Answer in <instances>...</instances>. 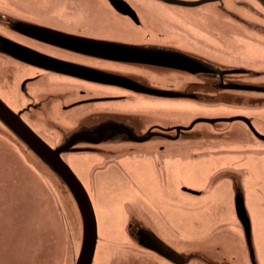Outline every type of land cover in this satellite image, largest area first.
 <instances>
[{
  "label": "rangeland",
  "instance_id": "374dc122",
  "mask_svg": "<svg viewBox=\"0 0 264 264\" xmlns=\"http://www.w3.org/2000/svg\"><path fill=\"white\" fill-rule=\"evenodd\" d=\"M230 2L238 6L236 0ZM81 5L72 8H81L83 21L79 22L86 33L119 35L114 30L120 22L116 23L91 2H81ZM206 7H200L201 11L196 14L195 8L183 13L196 19V34L199 39L204 38L202 45L210 48L200 46L201 50L213 52L212 57L225 63L264 67V34L257 38L247 28L225 19L221 12L209 13ZM24 13L39 15L33 9ZM64 23L66 26L77 24L75 21ZM2 68L0 94L17 109L21 95L19 98L15 89V73L10 68ZM58 81L43 80L53 84ZM200 89L214 91L207 85L196 87ZM260 97H250V101L262 104L264 96ZM94 104H101L104 109L130 107L136 113L182 124L193 118L249 116L254 117L258 130L264 133V106L250 109L225 103L197 100L194 103L188 99L162 102L163 108L152 104L141 106L135 100ZM195 130V140L162 143L164 149L155 154L164 155L167 161L163 163V157L148 154L159 145L146 147V154L127 156L130 159L122 157L126 160L114 166L110 163L121 159L107 160L94 154L66 157L95 206L99 246L94 264H148L133 254L139 247L132 246L128 240L130 212L132 217L148 221L171 244L213 246L209 249L211 256H205L208 263L216 260L218 264H228L234 256H237L236 263L241 262L245 243L238 231L230 180L223 174L217 175L223 170L244 173L242 184L248 190L247 205L253 215L258 259L264 264V142L241 121L198 123ZM26 153L15 141H8L0 134V264H74L80 243L74 206L59 193L51 174ZM183 186L203 190V194L188 193L182 190ZM202 259L196 258L194 264H206Z\"/></svg>",
  "mask_w": 264,
  "mask_h": 264
},
{
  "label": "water",
  "instance_id": "95a60500",
  "mask_svg": "<svg viewBox=\"0 0 264 264\" xmlns=\"http://www.w3.org/2000/svg\"><path fill=\"white\" fill-rule=\"evenodd\" d=\"M25 5L21 11V15L8 12L7 8L15 9L17 2L15 0H7L4 5V0H0V11L6 10L8 15L16 16L20 20V24L24 25V31L19 29L2 30L0 29V54L8 56L21 65H29L38 69H42L60 76L72 77L91 83H98L106 86L118 87L122 90H128L137 94L147 95L156 100L175 101L188 99L196 103L197 101L234 104L242 108H255L264 106V103L258 104L250 101V97L262 98L264 96V67L261 65L255 67L254 65L232 62L225 63L212 57L213 52H206L201 49L202 43L198 44L196 40V49H177L174 47H151L144 42H134L126 40L128 34H123L124 22L116 19L115 14L109 13L107 16L112 18L119 26L114 30V33L119 32L118 36H106L102 34H88L76 33L69 30H59L53 26H47L40 22L48 21L49 16L46 14L48 5L44 6V2L48 0H24ZM54 1V0H50ZM57 1V0H56ZM170 4L179 5L186 8H196V12L201 11L202 6L211 14L221 12L225 19L233 24H238L247 28L252 35L258 38L259 35L264 34V0H253V5H246L244 0H236L238 6H234L231 0H163ZM97 5V0H85V4ZM119 11L124 15L136 19V13L130 6L127 0H119ZM259 5H258V4ZM81 7V2H76ZM75 4V5H76ZM4 9H3V8ZM198 8V9H197ZM28 9H33L41 13L40 20L38 16L24 13ZM80 10L81 8H75ZM200 9V10H199ZM251 9H255L254 12ZM256 10L260 11L261 16H257ZM74 17L77 18V24L82 20V13L74 12ZM31 16V17H30ZM74 17L69 16L56 17L58 23L64 26V22L73 21ZM258 18L259 20H255ZM36 19V20H35ZM39 21V22H37ZM83 21V20H82ZM162 23H157V28ZM66 26V25H65ZM71 26V24L69 25ZM161 30V29H159ZM10 31L18 36L23 35L28 40H32L35 44L45 47H55L57 49L65 50L69 55L88 61H101L109 65L116 64L118 69L115 72L109 71L105 68L93 66L90 63H78L77 61L66 60L57 57L48 52H43L28 44H20L10 37ZM128 32V31H126ZM2 35H8L3 37ZM126 35V36H125ZM262 36V35H261ZM118 37V38H117ZM253 37V36H252ZM264 37V36H263ZM214 46V45H213ZM205 47V46H203ZM210 49L208 47H205ZM206 49V50H207ZM205 50V49H204ZM214 51V49H213ZM3 60H0V67H3ZM169 69L178 74L182 79L184 85L193 84L196 87L209 86L214 91H206L203 89L196 90L193 93L183 94L179 90L161 88L158 86L145 85L137 80L147 78L148 74L153 72L152 69ZM128 69L133 70L134 74L127 73ZM118 72V73H116ZM3 73V71H2ZM1 73V74H2ZM171 72H169L170 74ZM225 77L224 81V76ZM133 76V77H132ZM132 77V78H131ZM179 78H171L169 81L180 80ZM37 78L26 79L21 84V89L26 87L28 82L35 81ZM58 81V84L48 83L45 87L49 95L56 94L65 96L66 91L62 87H70L76 85V82H66L68 80ZM224 81V82H223ZM223 82L221 85L220 83ZM79 84V83H78ZM49 85V86H48ZM184 88V86H182ZM26 91V88L23 92ZM204 93H202V92ZM89 96V94H88ZM205 96V97H204ZM73 99V96H68ZM122 96H111L103 93L94 98L87 97L84 100L76 101L64 107L66 110L72 109L74 112L70 113L68 117L60 123V129H55L60 137L55 142L51 143L45 138L43 133H40L31 122L28 121L25 114L32 108L33 103L30 102L23 106L20 110L14 109L4 98L0 96V134L7 137L8 141H15L26 154H29L37 160L39 165L44 167L54 178L57 184V190L62 194L69 204L73 205L77 213L76 221H78L80 243L77 251V257L74 264H94L95 256L99 246V228L98 219L94 203L91 195L78 176L72 166L67 162L66 157L69 154H95L107 160H118L122 157L137 156L146 154L144 150L146 147L159 145L158 149H154L148 153L149 156L160 152L164 149L162 143L166 142H180L184 140H195V127L198 123H208L215 125L219 122H234L241 121L246 128L257 139L264 142V133L260 132L255 125L254 117L236 115L232 117L220 118H193L192 121L186 124L169 122L165 118H156L144 113H136L134 109L116 110V109H100L98 111H90L86 113V109H92L99 102H115L123 100ZM71 99L65 100L64 103H69ZM243 99V100H240ZM130 101V100H123ZM19 101H17V105ZM53 115H59L63 112H58L59 107L55 108V103L48 105ZM113 110V111H112ZM63 111V110H61ZM66 113L68 111H65ZM86 113V114H84ZM84 114V115H83ZM75 115H83L74 123ZM155 122H164L160 125H155ZM151 125V126H150ZM150 126V127H149ZM149 127V128H148ZM43 134V135H42ZM223 133H217L222 135ZM220 140V139H219ZM114 143V144H110ZM123 143V144H120ZM102 145V146H100ZM162 154L163 151L161 152ZM155 156H162L156 153ZM163 158L164 155L162 156ZM124 159L111 162L121 163ZM167 161V160H166ZM163 163V160L162 162ZM233 170L219 171L218 174H223L230 180L229 174L238 175L237 181L233 180L231 186L233 188V198L236 220L238 222V231L242 235L247 252V261L235 262L234 258L230 264H261L258 259L257 248L254 240L253 215L250 206L247 205L248 190L243 187L242 176L244 173ZM183 190L199 195L203 190H192L183 186ZM203 194V193H202ZM201 194V195H202ZM167 217L169 214H166ZM128 233L129 242L133 246L139 247L138 250H133V254L140 260L148 264H163L160 261L149 259L147 253L143 250L151 251L157 254L164 260L174 264H186L185 257L176 251L171 245L163 240L157 233V230L144 218L132 217V212L129 213ZM169 218V217H168ZM141 221L146 222L149 227L140 228L136 234V238L130 233L133 226ZM69 224L72 226L70 221ZM73 227V226H72ZM163 237V233H159ZM170 243V242H169ZM187 245V244H185ZM190 246V245H189ZM204 246V245H202ZM199 253H209V249L213 248L211 245L196 248L190 246ZM141 248V249H140ZM213 256V255H212ZM240 256V255H239ZM214 257V256H213ZM202 259L195 257V259ZM241 258V257H240ZM195 261L192 263L194 264Z\"/></svg>",
  "mask_w": 264,
  "mask_h": 264
},
{
  "label": "flooded vegetation",
  "instance_id": "af4514ba",
  "mask_svg": "<svg viewBox=\"0 0 264 264\" xmlns=\"http://www.w3.org/2000/svg\"><path fill=\"white\" fill-rule=\"evenodd\" d=\"M7 0H4V5ZM17 2L16 8L13 10L11 8H7L6 5L4 8L13 14L21 15L22 16V9L23 5L25 4L24 0H15ZM85 0H54V1H45L44 6L48 5V11L46 14L49 16L48 21L40 22L47 26H53L56 27L55 29L59 30H69L76 33L84 34L86 33L83 29L84 27L81 24H71V26H63L61 24L56 25L58 23L56 17H64L65 19L69 16L74 17V12L79 13L80 10L72 8L73 5L76 4V2H84ZM130 4V6L134 9L136 13V19L131 18L130 16L124 15L122 12L119 11L120 2L119 0H97V4L100 8L103 9L104 12H107L108 14H115V18L119 20H123L124 22V31L123 34H129L127 35L128 38H125L126 40L134 41V42H144L148 44L151 47H174L177 49H196V40L197 43H202V40L199 35L196 34V19H192L189 17V15H186L187 13L183 14L185 12L186 7H182L175 4H170L168 2H165L163 0H127ZM249 1H251L253 5V0H244V3L248 6L250 5ZM1 6V5H0ZM251 6V5H250ZM3 8V7H2ZM3 8V9H4ZM0 11V29L2 30H12V29H19L24 31V25L20 24L19 18L16 16L8 15L6 10ZM253 12L255 9H251ZM193 12L196 14V8L193 10ZM257 16L260 15V11H255ZM41 13L39 12V15L37 17V20H40ZM36 20V19H35ZM77 18L74 17L73 21L76 22ZM39 22V21H37ZM77 23V22H76ZM157 23H162L160 27L157 28ZM9 29V30H8ZM161 29V30H159ZM13 31V30H12ZM128 31V32H126ZM10 37L17 41L20 44H28L34 48H37L39 50H42L43 52H48L49 54H53L57 57L71 60V61H77L78 63H90L93 66L99 67V68H105L109 71L115 72V70H121L117 68L116 64L109 65V68H106L105 65L107 63L101 62V61H88L86 59L79 58V56L74 57L69 55V53L65 50L57 49L55 47H45L42 45L35 44L32 40L26 39L23 35L18 34L15 35L10 31ZM3 37H6L8 35H2ZM126 36V35H125ZM197 37V38H196ZM0 60H3V70L6 68H10L13 71V74L15 73V89L17 90V95L20 98L18 101L20 102L17 105V109L13 107L7 100V102L16 110H20L23 106L27 105L28 103L32 102L33 106L30 108L25 116L28 119L29 122H31L36 128H38L40 133H43L45 138L51 143L55 140V142L60 137V133L57 134L55 129H60V123H62V120L69 115L70 113L74 112L72 109L66 110L64 109L65 106H67L70 103L84 100L87 97L94 98L99 94H109V95H117L125 97L123 100H135L139 105L141 106H149L152 104V107H164V105H161V100H156L155 98L147 95L137 94L134 92H130L128 90H122L118 87H112V86H106L98 83H91L88 81L67 77V76H60L42 69L35 68L33 66L29 65H21V63H18L14 60H11L8 56L0 54ZM153 72L146 73L148 74L147 78H145V81H143V78H140L137 80L140 83H143L145 85H154L161 88H168V89H174L179 90L183 94H191L194 91L196 92V86L193 84L190 85H184L183 81L178 74H175L174 70L170 71L169 69H152ZM122 71V70H121ZM169 72H171L169 74ZM118 73V72H116ZM127 73L130 75H136L134 74L133 70L131 71L128 69ZM119 74V73H118ZM3 76L5 75V71L2 73ZM225 77L227 75H222ZM133 77V76H132ZM131 77V78H132ZM37 78L35 81L28 82L26 87H23L21 89V84L24 80ZM171 78H179L180 80H173L169 81ZM48 80L49 82H56L57 80H68L66 82H76V85H71L70 87H62L64 91H66L65 96L62 95H56L51 94L49 95L47 93V90L45 89L46 85L48 83H44L43 80ZM18 80L20 82L18 83ZM223 81V82H224ZM221 82L220 85L223 83ZM79 83V84H78ZM184 86V88H182ZM26 88V91L24 89ZM202 92V91H201ZM204 93V92H202ZM89 94V96H88ZM73 96V99L69 98L68 96ZM1 96V94H0ZM2 97V96H1ZM3 98V97H2ZM71 99L69 103H64L65 100ZM170 101V100H169ZM156 102V103H155ZM158 102H161L159 104ZM55 103V108L58 107V112L68 111L67 113H61L59 115H53L51 112V108L48 107V105H52ZM120 104H118L119 106ZM95 108V109H94ZM98 111L102 108L101 104H96L92 109H86V113L90 111ZM126 109H132L130 107H127ZM125 109V110H126ZM113 111V110H112ZM84 113V114H86ZM83 114V115H84ZM67 115V116H66ZM83 115H75L73 119H75L74 123L78 118H81ZM66 116V117H65ZM70 117V116H69ZM164 122H155V125H160ZM151 126V125H150ZM149 126V127H150ZM148 127V128H149ZM42 134V135H43ZM114 144V143H110ZM123 144V143H120ZM102 146V145H100ZM95 155V154H94ZM163 156V155H162ZM161 156V157H162ZM167 159L164 158L163 162ZM162 162V160H161ZM231 177V184L233 180L237 181L238 175L229 174ZM184 188L182 187V190ZM203 193V191H202ZM201 193V194H202ZM199 194V195H201ZM169 217V216H168ZM146 222L141 221L140 223H137L135 226H133V230L131 231V235L136 238V234L140 228H147L154 230L152 227H149L148 224H145ZM155 231V230H154ZM156 232V231H155ZM157 233V232H156ZM163 240L164 237H162L159 233H157ZM164 236V235H163ZM166 241V240H165ZM167 242V241H166ZM169 245H171L176 251L180 252L186 260V264H191L194 262L195 257H201L203 262L206 264H218V261L211 260L209 263L207 262L205 256H208L207 253H199L196 252V250L200 249H193L189 245H179L176 246L174 244H171L167 242ZM206 246V245H204ZM201 246V247H204ZM145 253H147L149 256H147L149 259L160 261L163 264H174L164 260L163 258L159 257L157 254L143 250ZM211 256V255H210ZM219 259V258H218ZM247 252L245 250L244 255V261H247ZM230 264V263H228Z\"/></svg>",
  "mask_w": 264,
  "mask_h": 264
}]
</instances>
